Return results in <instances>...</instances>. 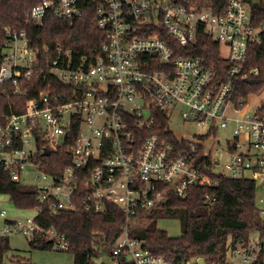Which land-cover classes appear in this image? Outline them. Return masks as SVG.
<instances>
[{
	"label": "built area",
	"instance_id": "1",
	"mask_svg": "<svg viewBox=\"0 0 264 264\" xmlns=\"http://www.w3.org/2000/svg\"><path fill=\"white\" fill-rule=\"evenodd\" d=\"M88 5L105 38L88 54L78 56L61 45L32 48L25 31L5 29L0 85L11 83L18 91L21 79L44 84L21 113L0 116V167L10 180L35 188L53 213L74 211L76 198L86 211L104 213L107 204L120 210L125 224L103 250L112 264L123 259L174 264L130 236L133 222L171 196L185 199L193 186L216 185L211 175L254 181L264 220V111L249 113L247 101L232 102L234 81L258 74L244 63L249 46L262 43L264 19L255 23L244 0H228L218 15L194 0H39L27 19L38 27L50 17L71 22ZM198 36L219 45L228 67L224 73L184 54L191 53ZM160 111L169 125L176 113L183 123L208 126L209 132L194 141L178 138L174 145L149 134ZM230 125L232 139L211 148L208 141L216 139V131ZM38 142L45 146L39 149ZM64 146L70 165L60 174L42 171L33 160L36 153L47 150L50 156ZM28 171L37 174L36 182L24 181ZM33 211L35 217L23 221L5 219L0 239L39 234L52 249L67 251L63 236L36 223L40 207ZM252 235L229 249L225 264H264V234Z\"/></svg>",
	"mask_w": 264,
	"mask_h": 264
},
{
	"label": "trees",
	"instance_id": "2",
	"mask_svg": "<svg viewBox=\"0 0 264 264\" xmlns=\"http://www.w3.org/2000/svg\"><path fill=\"white\" fill-rule=\"evenodd\" d=\"M39 0H0V48L5 40V29L25 31L32 48L45 44L61 45L76 55L88 54L104 42V32L97 27V17L91 5L86 6L82 17L66 21L50 17L42 27L29 24L27 14ZM205 9L218 15L224 10L228 0H194ZM250 7L255 23L264 19V0H244ZM197 44L191 53L185 55L200 57L214 68L228 67L220 59L219 45L210 37L198 36ZM183 54V55H184ZM180 55V54H177ZM244 66L257 69V75L246 79H236L233 84L232 102L237 105L264 89V37L262 43L250 45ZM18 91L11 83L0 85V116L11 112L21 113L25 101L44 89L38 80H19ZM264 111V106L261 107ZM153 132L178 145V138L170 130L167 115L156 113ZM74 136V134H73ZM68 141V138H67ZM45 143L38 142L43 148ZM34 161L48 174H60L70 165L66 156V146L44 158L36 153ZM208 164V162H207ZM216 185L189 189L185 199L171 196L169 203L151 210L144 219L150 226L136 227L131 237L142 243L143 249L157 255L171 257L174 264H225L228 251L236 243H246L253 233L264 234V220L259 214L257 202L258 188L250 179L231 180L211 175ZM80 187L76 197L83 191ZM0 194L9 197L16 209L33 210L40 207L36 223L44 229L52 228L65 238L68 249L74 258L73 264H92L100 258L103 250L112 245L126 218L115 206L107 204L104 213L86 211L76 198L74 211L51 212L47 203H40L35 188L10 180L9 173L0 167ZM158 219H178L182 234L172 238L165 231L154 228ZM153 224V225H152ZM153 226V227H151ZM31 250L51 251L52 243L45 236L36 234L28 238ZM8 238L0 239V264H33L29 258L11 256ZM100 264H112L110 258ZM117 264H132L123 259Z\"/></svg>",
	"mask_w": 264,
	"mask_h": 264
},
{
	"label": "rangeland",
	"instance_id": "3",
	"mask_svg": "<svg viewBox=\"0 0 264 264\" xmlns=\"http://www.w3.org/2000/svg\"><path fill=\"white\" fill-rule=\"evenodd\" d=\"M221 55L226 56V50L223 48L221 50ZM247 110L249 113H254V111L260 107L264 106V89L257 95H253L248 98L247 100ZM170 130L173 132L176 138H182L188 141H194L198 139L199 136H204L207 135L209 132L208 126H197L194 124L190 123H183L179 117L178 114H174L173 117L171 118L170 121ZM232 130H233V125L228 126L227 128L224 129H219L216 131V139L211 138L208 141V144L210 145L211 148L213 146H218L216 145L219 144L220 147H225L227 145V141L232 139ZM32 149V148H30ZM37 174L34 171H28L24 175V181L26 183H33L36 182L35 177ZM5 210L6 211V216L4 218L0 217V228L3 225V222L5 219H10V220H19L23 221L26 217H35L36 213L33 210H20L16 209L14 205L10 202L9 197L5 194H0V211ZM151 223L149 221H146L143 218H139L133 222V227H148L150 226ZM153 225V224H152ZM154 228L157 230H162L165 231L170 237L176 238L181 236L182 230H181V225L178 219H158L154 223ZM151 226V227H153ZM251 238H255V236H251ZM11 240V245L12 246H20L23 243L27 245V240L25 238L23 239H15L13 237H10ZM47 253L50 254V262L51 264H54V260L58 256H69L72 258L71 254L66 253V252H58L56 250L54 251H48ZM11 256H22L25 258H30L29 254L27 251H20L17 249H12L11 252L8 255V258ZM108 260V253L106 251L102 252L100 258L94 259L92 261V264H100L102 262H106ZM35 264V263H34ZM43 264H50V263H43Z\"/></svg>",
	"mask_w": 264,
	"mask_h": 264
},
{
	"label": "crops",
	"instance_id": "4",
	"mask_svg": "<svg viewBox=\"0 0 264 264\" xmlns=\"http://www.w3.org/2000/svg\"><path fill=\"white\" fill-rule=\"evenodd\" d=\"M6 220H10V219H6ZM14 220V219H13ZM5 221V220H4ZM3 225H4V222H3ZM2 225V226H3ZM10 237H13L15 239H23L25 238L27 240V245H25L24 243L20 246H12L11 245V240H10ZM9 239V245H10V248L11 250L12 249H17V250H20V251H27L28 254H29V259L30 261L34 264H43V263H50V254L47 253L48 251H41V250H31L30 247H29V244H28V238L25 237V236H22V235H19V234H15V235H11L9 237H6ZM51 251H54L51 250ZM58 252H63V251H58ZM65 252V251H64ZM68 253V252H66ZM71 254V253H69ZM72 258L65 255V256H58L55 260H54V264H73L74 262V258H73V255L71 254ZM22 257V256H21ZM25 258V257H24ZM199 262V261H198Z\"/></svg>",
	"mask_w": 264,
	"mask_h": 264
},
{
	"label": "water",
	"instance_id": "5",
	"mask_svg": "<svg viewBox=\"0 0 264 264\" xmlns=\"http://www.w3.org/2000/svg\"><path fill=\"white\" fill-rule=\"evenodd\" d=\"M60 143H62V139L60 140ZM44 157L49 156V152L47 150L44 151V153L42 154ZM199 264H203L204 263V258H200L199 259Z\"/></svg>",
	"mask_w": 264,
	"mask_h": 264
}]
</instances>
